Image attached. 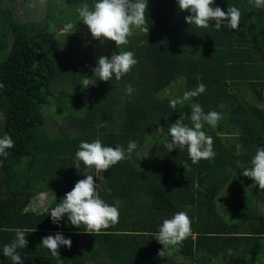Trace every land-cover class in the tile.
Wrapping results in <instances>:
<instances>
[{
    "label": "trees",
    "instance_id": "16d2710c",
    "mask_svg": "<svg viewBox=\"0 0 264 264\" xmlns=\"http://www.w3.org/2000/svg\"><path fill=\"white\" fill-rule=\"evenodd\" d=\"M14 1L0 0V138L14 141L8 156H0V264H12L2 250L16 228L28 230L27 246L17 249L23 264H154L160 258L161 264H264V190L242 175L264 146V8L250 0H214L212 7L241 12L238 30H217L214 22L208 28L187 24L190 13L181 12L177 0H148L149 33L134 29L128 45L117 49L94 40L78 20L76 8L93 0H37L45 3L44 15L25 14L22 21ZM69 21L78 23L75 33L49 31L50 24L59 30ZM125 50L138 61L131 72L119 81L93 76L101 55ZM85 76L95 84L83 88ZM199 83L206 86L203 94L170 107ZM192 103L222 115L217 127L203 128L215 157L195 164L186 150L166 147L171 123L183 115L191 126ZM51 121L58 127L53 133L46 130ZM96 138L105 146L126 150L136 141L138 147L106 172L82 162L76 167L79 144ZM84 174L97 183L104 177L99 194L107 203L122 202L118 222L100 233L72 226L66 214L53 224L49 213ZM232 180L234 205L220 199ZM49 191V205L31 210L32 199ZM178 211L191 218L192 234L160 257L155 234ZM56 233L72 241L70 249L60 246V258L41 246Z\"/></svg>",
    "mask_w": 264,
    "mask_h": 264
},
{
    "label": "clouds",
    "instance_id": "9594fccd",
    "mask_svg": "<svg viewBox=\"0 0 264 264\" xmlns=\"http://www.w3.org/2000/svg\"><path fill=\"white\" fill-rule=\"evenodd\" d=\"M256 8H264V0H250ZM179 10L188 12L190 15L185 17V22L195 25L198 28H208L210 22H214L217 30L224 28L238 30L241 21V12L235 6H229L227 12L220 7H212L214 0H177ZM148 0H93L92 4L83 3L76 8L78 20L85 25L94 40L104 44L106 41L114 42L117 49L129 43L128 38L134 34V29L140 32L149 33L147 26L148 19ZM77 22L69 21L61 29H57L54 23L50 24V32H63L66 37L77 30ZM143 42H141V45ZM138 63L132 51L114 52L111 58L101 55L97 60V66L92 70L93 76L100 81L108 82L113 76L119 81L124 75L131 72L132 68ZM83 80V88L94 85L87 76ZM197 80L202 77L197 74ZM3 87V85H0ZM135 89L131 84L126 85V94L131 95ZM206 91V86L199 83L193 90L185 91L181 98L170 100V107L176 108L178 104L190 101ZM51 111L56 112L57 107L53 97L49 96ZM222 115L211 110L204 112L199 103L191 104V126L186 125L183 115L180 119L170 124V140L166 147L171 153L173 150H186L192 163L200 160L213 159L216 153L213 150V138L203 130L207 124L212 128L218 126ZM106 123V122H105ZM104 125L101 124L100 127ZM14 147L11 136L5 134L0 138V156L7 157L8 149ZM136 141H129L127 149L121 145L115 147L105 146L100 138L92 142L82 141L75 153L76 167L82 162L86 168H94L96 172H106L117 163L131 158V154L137 149ZM184 168V167H183ZM185 169V168H184ZM85 179L78 180L71 191L65 194L49 213L53 224H59L62 218L67 215L68 222L76 227L82 228L86 233H100L108 229L119 220V207L122 203L117 199L114 204L107 203L101 198L100 192L106 184L103 176L97 178L99 183L94 180V176L84 174ZM242 175L250 178L254 183L251 187L259 186L264 190V146L258 147L255 155L251 158L250 167L243 170ZM110 192L111 190L108 189ZM36 229L33 230V232ZM15 238L9 244L3 246V256L11 259L12 264H23L18 248L27 246L25 233L27 229L16 228ZM192 234L191 218L185 211H178L171 218L164 219L155 234V240L162 246L158 256L165 257L170 251L178 246L183 240ZM41 246L50 250L54 257H59L58 249L60 246L72 247L70 238H65L62 234L56 233L42 238ZM60 258V257H59Z\"/></svg>",
    "mask_w": 264,
    "mask_h": 264
},
{
    "label": "rangeland",
    "instance_id": "374dc122",
    "mask_svg": "<svg viewBox=\"0 0 264 264\" xmlns=\"http://www.w3.org/2000/svg\"><path fill=\"white\" fill-rule=\"evenodd\" d=\"M4 1H8V0H4ZM60 3H63V1H60ZM65 3H66V1H65ZM10 5L12 6V8L14 10L15 17L17 19H19L20 21L28 18L25 14H27L29 17L33 16L32 18H35V19L38 18V20H40L41 17L44 15L45 8H46L44 2H39L37 0H15L14 2L10 3ZM87 43L90 45H94V42L92 41L91 37H90V41ZM172 89L174 91H177L176 86H173ZM56 129H58L57 124L54 123L53 121H51L46 127V130L49 133H53ZM150 147H151V145L149 143L141 147L140 150L142 153V158H146V156L148 155ZM233 183H234V180H232L224 188L222 194L220 195V199L226 197V198H228L229 203L232 205H234L233 203L235 202V200H236L235 197L237 195V192L235 190V185ZM52 198H53V193L50 191L39 194L35 198L32 199L30 209L33 211L34 210H36V211L43 210L46 208V206L49 205ZM223 204L224 203H222V205H221V209L225 210V205H223ZM161 259H163V258L158 259L157 261L154 262V264H161V261H162Z\"/></svg>",
    "mask_w": 264,
    "mask_h": 264
}]
</instances>
